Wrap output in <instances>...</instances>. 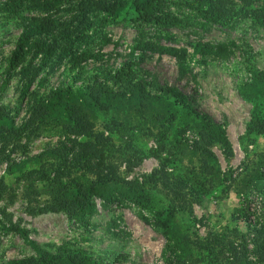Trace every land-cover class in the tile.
Segmentation results:
<instances>
[{"label":"rangeland","instance_id":"1","mask_svg":"<svg viewBox=\"0 0 264 264\" xmlns=\"http://www.w3.org/2000/svg\"><path fill=\"white\" fill-rule=\"evenodd\" d=\"M229 1L232 11L217 23L198 15L192 0H163L164 24H158L141 22L128 5L113 14H82L73 9L75 0H0V81L18 37L28 34L22 62L0 95V107L11 116V122L0 121V181L12 189L0 195V262L33 255L18 233L7 230V215L11 224L25 230L29 240L49 253L59 247L77 249L106 264H177L179 250L164 235L171 227L209 243L206 246L216 256L212 262L205 251L192 245L191 262L186 264H228L233 262V252L243 254L236 264H264V257L259 259L252 252L260 241L253 240L251 231L257 218L264 219V134L246 130L255 106L264 114V100L237 94V86L249 81L245 59L255 70L264 68V28L249 18L234 16L244 5L240 0ZM45 17L52 24L46 35L37 29ZM43 41L53 44V52L18 102L20 72L28 67L35 43ZM144 42L174 48L182 58L136 49ZM205 46L212 52H206ZM37 61L30 65L34 67ZM125 62L131 63V82L178 88L191 108L217 124L222 137L207 139V131L201 142L199 133L205 130H200L199 120L183 116L181 109L173 130L166 129L168 123L152 111L143 114V108L128 96V85L112 80ZM93 78L114 95L112 103L105 102L102 108L81 105L90 122V137L72 134V120L63 111L54 113L56 117L48 119L42 129H23L33 103L53 97L58 90L81 88ZM145 89L158 95L153 88ZM111 122L116 123L115 129H105ZM123 128H132L131 142L143 152L156 148L160 138L178 146L182 151L178 167L170 162L161 166L163 160L155 157L140 162L133 158L128 167L127 156L116 160L107 155L96 171H87L80 163L71 169L72 175L90 183L99 176L136 181L149 200L145 210L129 201L104 206L92 197L80 221L64 212L34 216L25 212L27 173L43 166L52 177L66 164L45 152L68 148L71 140L91 142L93 148L98 147L96 142H106L122 149L129 141ZM10 132L12 136L6 138ZM193 144L199 146L197 151ZM83 161L84 165L97 163L89 158ZM35 185L41 186L38 181ZM35 198L41 205L45 196L41 193ZM140 214L150 224L143 223Z\"/></svg>","mask_w":264,"mask_h":264},{"label":"trees","instance_id":"2","mask_svg":"<svg viewBox=\"0 0 264 264\" xmlns=\"http://www.w3.org/2000/svg\"><path fill=\"white\" fill-rule=\"evenodd\" d=\"M55 1V0H54ZM244 6H242L234 16L249 18L253 24L264 28V0H240ZM194 11L209 20L220 23L224 19L225 15L232 11L229 6L231 2L229 0H192ZM53 3V2H52ZM163 0H75L73 9L76 12L85 14L91 11H101L109 14L118 13L122 8L128 5V7L137 15V19L144 23H158L164 24L162 14ZM52 4H49L51 8ZM52 24L48 17H45L38 24L37 29L41 34H48L51 30ZM28 40V34H21L11 51L7 65L0 81V95L7 86L8 80L12 77L17 67L21 64L22 59L26 53V45ZM53 44H46L43 42H36L31 54V58L28 62V67L21 70L20 75L22 79V86L18 95V102H21L41 67H44L53 52ZM136 49L142 52H151L159 55H169L177 58H182V54H178L174 48H164L144 42L136 46ZM198 50V47H195ZM220 47L217 51H220ZM204 50L208 53L212 52V49L205 46ZM216 53V52H215ZM217 54V53H216ZM37 59V64L32 67L30 64ZM246 72L249 74V81L240 83L237 86V94L245 99H263L264 100V68L261 70H255L249 65V60L245 59ZM130 62H125L123 68H120L112 76L113 81H124L128 85L127 91L129 97L137 101L138 108L143 114L146 111H152L155 113L157 119H162L168 126L166 129L173 130L175 128L174 122L180 116L179 112L183 110V116H194L199 120L200 130H205L203 133H199L205 137V133L208 131V136H220L222 137V131L217 124L204 114H200L198 111L191 108L187 102V97L178 88L159 85L155 82H143L136 81L131 82L133 79L131 74ZM128 80L125 81V79ZM90 83L85 84L81 88L72 90L67 88L65 90H58L53 93V97L41 100L32 104L30 108V116L25 122L23 129L39 130L44 127L48 119L56 117L54 113L63 111L65 115L72 120V134L76 136L90 137V125L86 118V114L82 111L81 105H99V108L105 107V102H111L114 92L106 88L104 83L97 81L96 79L90 80ZM103 82V80H102ZM153 88L158 95H150L145 87ZM149 115L151 113H148ZM163 115V116H161ZM262 110L259 106H255L250 114L249 122L247 125L248 133L264 134V117ZM7 120L11 122L10 112L4 107H0V121ZM116 123L111 122L109 125H105L104 128L108 130L115 129ZM3 126H0V131L3 130ZM33 127V128H32ZM42 129V128H41ZM124 138L129 140L125 148H114L112 145L103 142L102 144L96 142L97 148H93L91 142L77 143L73 140L70 141V145L67 147L56 148L52 151L45 152L50 158L60 159L65 166L59 167L55 170V174L50 177L44 170L43 166L37 171H31L27 173V180L25 181L26 189L24 190V197L26 200L25 212L28 215L34 216L36 214L43 213H57L64 212L69 217L76 218L78 221L82 218L85 211L90 209V199L96 197L100 199L104 206L115 205L122 206L125 201L136 204L140 210H145L149 205V200L143 194V188L136 181H127L117 178L106 179L100 177L97 181L90 183L78 175H72L74 165L81 163L82 168L87 171L95 170L101 166L104 158L107 155L114 157L116 160L124 156L131 157L128 162V167H131L132 159L140 162L147 157H155L163 160L161 166L167 165L168 162L178 167L180 162L179 156L182 151L175 144H167L160 138L157 147L150 149L147 152H143L136 148L132 141V128H123ZM130 130V131H129ZM132 131V132H131ZM30 132V133H31ZM7 134L6 138H10L12 135ZM18 134H15V136ZM14 136V135H13ZM204 143V142H203ZM200 145V143L198 142ZM202 145V144H201ZM192 149L197 151L199 146L192 145ZM106 154V155H105ZM89 158L97 163H86L84 161ZM39 159H42L39 156ZM83 161V162H81ZM63 165V164H62ZM94 168V169H93ZM34 176L33 180L31 176ZM35 181H38L41 186L37 187ZM12 191L11 187L4 185L3 181H0V195L2 192ZM45 196L41 205H37L36 196ZM13 196V192L10 193ZM4 215V214H3ZM5 220L9 224L7 230L18 233L25 242L32 248L33 255L28 257L7 260L0 262V264H106L96 260L88 253L77 249H64L63 247L56 248L55 253H49L37 246L33 241L27 237V232L17 225L11 224L9 217L4 215ZM141 221L145 224H150L148 218L143 215H139ZM167 227L166 224H163ZM249 226V225H248ZM250 227V226H249ZM254 233V241L259 242L255 244L252 250L253 254L259 259L264 257V219L257 220L252 225ZM164 235L167 236V241L171 242V245L175 250H179V255L176 258L177 264H186L191 262V246L193 245L196 250L205 251L210 260L216 258L212 248H208L202 244L196 238H190L186 234L181 233L177 227L166 228ZM261 236L263 241L261 242ZM170 245L167 244V248ZM233 262L228 264H236L241 259L243 254L236 256V252H233ZM181 255L183 257H181ZM241 262V261H240ZM212 264V263H209ZM243 264V262H241Z\"/></svg>","mask_w":264,"mask_h":264}]
</instances>
